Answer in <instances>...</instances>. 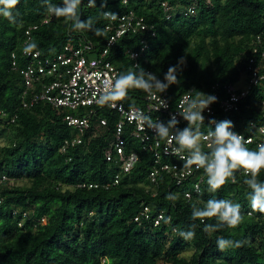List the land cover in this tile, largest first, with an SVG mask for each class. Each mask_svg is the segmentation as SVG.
<instances>
[{
  "label": "trees",
  "instance_id": "obj_1",
  "mask_svg": "<svg viewBox=\"0 0 264 264\" xmlns=\"http://www.w3.org/2000/svg\"><path fill=\"white\" fill-rule=\"evenodd\" d=\"M163 1L176 8L168 19ZM51 2L62 4V0ZM101 4L96 0V6L89 7L83 2L79 9L81 21L91 18L94 28L102 31L100 36L71 30L63 17L51 16L42 23L48 14L43 0H19L12 10L16 23L0 15V264H264V214L251 209L243 170L234 173L235 183L229 180L215 193L206 181L194 192L193 180L176 184L168 175L153 184L148 178L151 154L129 138L139 159L130 173L113 183L117 167L105 160L104 151L117 115L101 109L99 113L109 120L105 132L91 128L82 144L62 152L63 141L75 134L63 120L68 111L44 101L23 107L22 79L10 59L13 51L19 53L24 32L32 25H37L33 42L44 56L57 54L79 38L103 47L109 35L102 12L132 9L155 30L140 68L163 81L168 68L184 57L186 63L177 83L167 89L169 94L174 99L190 89L194 96L196 91L209 94L215 83L235 85L241 77L247 78L245 62L253 41L264 36V0H129L127 5L107 0L106 8ZM189 5H194V14L184 13ZM139 40L140 34L127 33L111 49L109 59L119 74L139 72L126 54L138 48ZM143 94L132 88L127 96ZM263 102L264 82L251 88L239 111L224 117L233 121L234 129L242 130L251 120L260 122ZM247 147L257 150L255 144ZM257 179L264 182V170ZM169 194L177 199H166ZM209 199L239 203L242 222L235 228L205 232V226L215 225L217 219L193 220L192 209L203 208ZM142 205L150 207L149 219L134 221ZM22 212H27L24 219ZM160 212L171 222L155 225ZM43 217L45 222L40 221ZM188 230L194 231L193 239L179 236V231ZM220 237L243 244L219 251Z\"/></svg>",
  "mask_w": 264,
  "mask_h": 264
},
{
  "label": "built area",
  "instance_id": "obj_2",
  "mask_svg": "<svg viewBox=\"0 0 264 264\" xmlns=\"http://www.w3.org/2000/svg\"><path fill=\"white\" fill-rule=\"evenodd\" d=\"M83 2L88 5V0ZM120 2L127 5L129 0H120ZM161 7L167 19L176 11V8L167 1L161 2ZM184 13L194 14V5H189ZM116 15L115 20L107 19L105 30L109 36L103 47L79 38L76 44L66 43L62 50L53 56H44L37 48L29 54L23 52L24 45L33 42L32 31L37 28V25L29 26L24 32L19 53L13 51L10 55L11 67L19 73L23 83L20 93L22 106L30 108L38 101H44L58 110L75 111L63 116V120L75 130V134L63 141L62 152L82 144L86 132L91 128L94 132L104 133L105 128L109 127V120L99 112L101 109H107L117 115L112 132L108 137L106 136L107 146L104 151L105 160L117 167L113 183H118L121 174L130 173L139 159L138 151L134 149L133 143L128 141L130 138L138 147L152 156L153 165L148 173L151 183L156 184L158 178L163 175L170 176L176 184L191 179L193 180L192 190L198 192L201 185L205 181L207 183L204 170L197 169L195 166L191 170L183 168L184 161L180 159V155L173 152V149L178 147L175 141L169 143L168 140L158 138L146 124L141 127L135 116L139 111L153 121L160 120L167 123L170 116L175 115L179 121L177 127L182 130L187 127V121L179 114L181 112L179 101L189 92L195 98L192 89L175 99L168 90L155 93L156 99L150 98L144 91L141 97L126 96L125 99L115 102V106H99L96 103L105 85L114 82L119 75L117 66L109 59L110 51L117 40L127 33L140 34L138 48H130L126 51L133 61V66L136 67L148 49L149 40L155 36L153 27L147 23L143 15L134 10L129 9ZM50 18L51 16L47 14L42 23H47ZM253 45L251 55L245 62L247 78L243 80L242 85L215 83L211 86L209 94L215 95L218 100L203 112L205 121L201 126L202 133L207 134L209 127L215 128V125L209 124L210 119H215L217 122L228 120L224 115L239 111L240 103L246 99L251 88L264 82V36L257 35ZM144 61L147 62V59ZM162 100L166 102V108L162 107ZM259 112L261 118L259 123L251 120L242 130L232 129L243 135L246 140H251L246 147L249 144L257 146L264 143V102ZM0 114L3 113L0 111ZM244 123L245 121L242 120L241 125ZM202 148L208 149L203 142ZM183 155H187V152ZM96 186L97 184L88 185V187ZM190 195V192L186 193V197ZM150 212L149 206L142 205L133 219L137 222L143 219L148 220ZM161 215H163L162 212L154 217L155 225ZM25 216L24 212L23 217Z\"/></svg>",
  "mask_w": 264,
  "mask_h": 264
},
{
  "label": "clouds",
  "instance_id": "obj_3",
  "mask_svg": "<svg viewBox=\"0 0 264 264\" xmlns=\"http://www.w3.org/2000/svg\"><path fill=\"white\" fill-rule=\"evenodd\" d=\"M18 3L19 0H0V15L7 18L11 23H16L12 10L16 8ZM43 4L50 16L63 17L66 24L70 23L71 30H90L94 31L97 36L103 35L100 29L94 28V21L91 18L81 21L79 7L82 0H62V4L58 5L52 3L51 0H43ZM88 6H96V0H88ZM106 7L107 0H102L101 8ZM102 15L105 19L115 20L117 18L116 13L111 11H103ZM36 47L34 42H28L24 45L23 52L29 54ZM185 63V58L181 57L177 65L168 68L163 81L156 74L146 72L139 65H136L140 69L139 72L129 71L125 74H119L114 82L105 85L96 103L99 106H115V102L125 99L128 90L132 88L143 90L149 94L150 98L156 99L155 93H163L167 91L169 86L177 83L178 72ZM190 93L184 95L179 101L181 108L179 114L187 121V127L182 130L177 127L179 121L175 115H171L169 121L164 123L160 120L153 121L149 116L137 111L135 114L137 121L141 127L146 124L158 138L168 140L169 143L174 140L178 147L173 149V152L180 155V159L184 161L183 168L191 170L195 166L197 169H203L207 176V186L210 192L215 193L229 180L235 183L234 173L237 170H243V174L248 177L244 180V184L250 189L248 200L251 209L264 214V182L257 179L261 170H264V143L258 144L257 150H250L246 144L251 143V140H246L243 135L233 131L234 124L230 120L217 122L215 119H210L209 124L215 125V128L209 127L207 134L202 133L201 126L205 121L203 112L209 109L210 105L216 103L218 98L213 94H205L199 91H196V96L193 98ZM162 107H167L165 101H163ZM202 142L206 144L209 151L204 152L202 150ZM185 152L187 155H183ZM3 179L5 177H2ZM166 199L175 201L177 197L174 194H169ZM23 213L22 219L27 217V212H25V217H23ZM213 217L217 219V223L206 225L205 232L215 231L223 226L235 228L243 219L241 205L229 199H209L203 208L193 206V220L199 219L203 222L205 218ZM42 219L44 220L42 221ZM161 220L168 224L171 222V217L165 218L161 215L157 224ZM40 221L45 222V218H41ZM19 223L22 225V222ZM178 234L184 240H191L195 235L192 230L179 231ZM242 244V241H233L223 237L217 239L219 251H224L230 247L239 248Z\"/></svg>",
  "mask_w": 264,
  "mask_h": 264
},
{
  "label": "rangeland",
  "instance_id": "obj_4",
  "mask_svg": "<svg viewBox=\"0 0 264 264\" xmlns=\"http://www.w3.org/2000/svg\"><path fill=\"white\" fill-rule=\"evenodd\" d=\"M243 77H241V80L237 83V85L238 86H240V85H242L243 84V79H242ZM68 112H70V111H68ZM203 130V128H201V131ZM201 147H202V145H201Z\"/></svg>",
  "mask_w": 264,
  "mask_h": 264
},
{
  "label": "water",
  "instance_id": "obj_5",
  "mask_svg": "<svg viewBox=\"0 0 264 264\" xmlns=\"http://www.w3.org/2000/svg\"><path fill=\"white\" fill-rule=\"evenodd\" d=\"M82 4H83V0H82ZM82 4L80 5L79 9H81V8H82Z\"/></svg>",
  "mask_w": 264,
  "mask_h": 264
}]
</instances>
